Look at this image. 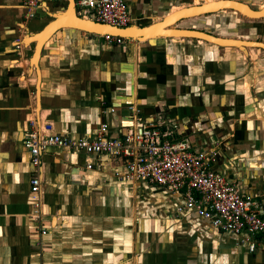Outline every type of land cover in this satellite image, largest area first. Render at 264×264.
Returning a JSON list of instances; mask_svg holds the SVG:
<instances>
[{
    "label": "crops",
    "instance_id": "crops-1",
    "mask_svg": "<svg viewBox=\"0 0 264 264\" xmlns=\"http://www.w3.org/2000/svg\"><path fill=\"white\" fill-rule=\"evenodd\" d=\"M37 1L26 19L27 0H0V264H264L260 240L249 252L254 238L222 233L188 209L178 213L180 196L125 180L122 158L46 149L42 216L31 219L35 172L22 139L33 117L72 139L90 138L103 124L109 138L150 121L167 124L170 137L194 150H216L212 168L255 198L264 218L262 55L195 39L113 45L61 29L34 67L33 37L67 5ZM194 1L128 0L131 26Z\"/></svg>",
    "mask_w": 264,
    "mask_h": 264
},
{
    "label": "built area",
    "instance_id": "built-area-1",
    "mask_svg": "<svg viewBox=\"0 0 264 264\" xmlns=\"http://www.w3.org/2000/svg\"><path fill=\"white\" fill-rule=\"evenodd\" d=\"M74 3L80 17L120 29L131 26L128 0H74ZM37 7V0H27L26 19L35 15ZM103 38L113 45L125 41L110 35ZM163 126L167 124L150 121L123 138H109L108 127L103 124L90 138L72 139L57 134L51 122L38 123L31 118L22 139L35 172L30 180L31 219L39 221L43 211L38 177L41 154L56 147L85 155L122 158L126 161L125 180L144 182L180 196L183 203L178 213L188 209L222 233L254 238L249 243V252L255 250L256 239L264 244V218L260 216L259 202L242 195L236 183L212 168L217 151H196L186 138L170 137L172 129L165 131ZM42 234L46 232L43 230Z\"/></svg>",
    "mask_w": 264,
    "mask_h": 264
},
{
    "label": "water",
    "instance_id": "water-1",
    "mask_svg": "<svg viewBox=\"0 0 264 264\" xmlns=\"http://www.w3.org/2000/svg\"><path fill=\"white\" fill-rule=\"evenodd\" d=\"M66 1H67V5L63 14L52 15L53 20L40 33H38L36 36L33 37L36 38L37 36L42 35L41 38H38L33 41L35 44V48L32 57L34 58L35 54L38 53V56H36L34 59L35 62L33 61V58H31L34 67H37L38 65V60L40 58L41 51L45 46V44L48 42L50 37L56 31H59L61 29H76L96 35H102V36L110 35L127 40L131 39L137 42H139L142 39H144L143 42H149L152 39H161V38L174 39L175 37H177L179 39L201 40L203 42L209 43L214 46H218L222 48H230V49L233 48V49H238L240 51H245L247 48H251V49L259 48L264 51V43H259L255 41H241L231 38L225 39V38L215 37L213 35L200 31L174 28V26H176L177 23L185 19L200 17L203 15L216 13V12H224V11L237 12L239 10H235L236 6L245 7L247 12H251V13L257 12V9L255 8L253 9L247 4H243L235 0H222V1L214 2L213 4L208 6L207 5L205 6L203 4L199 6L190 5V7L185 8L176 14H172L170 16H166L162 18L161 21L159 22L150 24L147 27L138 28L137 31H142V32L139 34L137 39L133 38V36L130 35V33L129 36H123L119 34L120 32H118V31L127 30L131 26L120 29L108 25L99 24L87 17H80L76 12L74 0H66ZM182 15H186V16H182ZM263 17L264 16L260 18ZM103 27H107V28H103ZM121 33L123 34V32Z\"/></svg>",
    "mask_w": 264,
    "mask_h": 264
},
{
    "label": "rangeland",
    "instance_id": "rangeland-1",
    "mask_svg": "<svg viewBox=\"0 0 264 264\" xmlns=\"http://www.w3.org/2000/svg\"><path fill=\"white\" fill-rule=\"evenodd\" d=\"M218 1H222V0H195L193 5L194 6H199L201 4L209 5L210 3L212 4ZM235 1L241 2L243 4H247L251 8L257 9V12L262 11L264 8V0H235ZM188 7L190 6H174L171 8L170 10L171 12L168 13V15L170 16L172 14H176ZM238 8L242 9L243 11L244 10L246 11V8L239 6L235 7V10H239ZM237 12H231V11L216 12V13L203 15L200 17L185 19L177 23L175 28L189 30L195 27L201 29L199 31L208 33L215 37L264 43V17L260 18L264 16V14L262 16L252 18L246 14L245 17L244 13L241 10ZM34 39L36 40V38ZM174 39H179V38L175 37ZM248 49L251 48H247L246 50ZM253 49L259 54V56L262 55L264 57L263 50L259 48L257 50L256 48ZM245 51L243 52L245 53Z\"/></svg>",
    "mask_w": 264,
    "mask_h": 264
},
{
    "label": "bare ground",
    "instance_id": "bare-ground-1",
    "mask_svg": "<svg viewBox=\"0 0 264 264\" xmlns=\"http://www.w3.org/2000/svg\"><path fill=\"white\" fill-rule=\"evenodd\" d=\"M213 4V3H212ZM205 5V4H204ZM209 5H211V3L209 4ZM206 6V5H205ZM208 6V5H207ZM237 7V6H236ZM240 7V6H239ZM243 8H245V7H243ZM237 9V8H236ZM239 9V8H238ZM180 10V9H179ZM242 11L243 13H244V16H245V14L246 15H248V16H250V17H259V16H262L263 14H264V8H263V10L262 11H260V12H256V13H251V12H247V11H243L242 9H239V11ZM177 11V10H176ZM169 16V15H168ZM182 16H186V15H182ZM187 16H190V15H187ZM246 17V16H245ZM103 28H107V27H103ZM113 30H115V29H113ZM138 30V28L136 27V26H131V27H129L127 30H124V31H118V32H120L119 34H121V35H123V36H129V33H130V35H132L133 36V38H135V39H137V37L139 36V34L142 32V31H137ZM121 32H123V34L121 33ZM193 36V35H192ZM42 37V35H39V36H37L36 37V39H38V38H41ZM196 37V36H195ZM143 40L144 39H142V40H140V41H142L143 42ZM152 40H155V39H152ZM36 56H38V53L37 54H35V57ZM35 57L33 58V61H34V59H35ZM35 62V61H34Z\"/></svg>",
    "mask_w": 264,
    "mask_h": 264
}]
</instances>
